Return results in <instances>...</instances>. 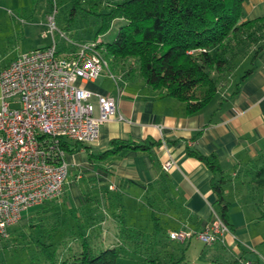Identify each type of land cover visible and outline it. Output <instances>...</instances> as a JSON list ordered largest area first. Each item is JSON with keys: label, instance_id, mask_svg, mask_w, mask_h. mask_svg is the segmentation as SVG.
<instances>
[{"label": "crops", "instance_id": "1", "mask_svg": "<svg viewBox=\"0 0 264 264\" xmlns=\"http://www.w3.org/2000/svg\"><path fill=\"white\" fill-rule=\"evenodd\" d=\"M260 16H264V0H245L242 19ZM257 46L256 42L240 44L241 51L223 68L222 86L195 112L187 111L183 101L152 88L128 70L112 72V76L102 72L95 80L83 83L95 93L112 96L117 111L100 126L95 142L84 146L68 142L65 184L70 188L64 187L62 199L56 197L35 205L38 208L29 214L26 226L37 216L35 212L43 210L45 219L55 214L58 220L53 227L58 228L50 233L53 242L66 233L63 230L59 235L62 228L71 226L67 210L87 204L91 209L84 212L86 221L79 216L74 221H84L86 230L99 224L113 240L127 244L135 235L121 238L109 229L116 224L114 210H125L123 196L141 203L146 195L142 203L153 218H158L156 213L171 214L170 231H200L219 213L221 204L213 190V183L219 181L229 230L221 240L205 244L199 252L207 258L204 264H228L231 260L236 264L239 260L241 264L244 260L248 264H264V225L260 227L258 216L264 199L261 203L255 199L258 195L264 198V47L255 52ZM112 140L159 143H151L147 149L127 146L114 150ZM68 147L75 150L68 151ZM196 153L214 161L216 166L210 168ZM76 155L78 159L74 158ZM167 160L171 164L164 169ZM100 209L105 216H100ZM108 219L112 220L111 226L106 225ZM191 239L182 241L187 243L186 250ZM105 242L108 247H116L111 240ZM157 242L161 251L156 258L163 254L168 264H173L180 248L170 251L168 242ZM181 257L178 264L185 261L183 252Z\"/></svg>", "mask_w": 264, "mask_h": 264}, {"label": "built area", "instance_id": "2", "mask_svg": "<svg viewBox=\"0 0 264 264\" xmlns=\"http://www.w3.org/2000/svg\"><path fill=\"white\" fill-rule=\"evenodd\" d=\"M55 13L54 7L43 32L51 36L49 44L18 53L0 66V239L24 210L64 191L68 142H95L100 126L117 111L112 96L83 85L95 80L107 65L101 39L72 41L57 29ZM56 34L67 41L64 49L58 47ZM170 164L167 160L163 168ZM228 230L214 214L202 230L179 228L169 238L182 242L196 235L212 244Z\"/></svg>", "mask_w": 264, "mask_h": 264}, {"label": "trees", "instance_id": "3", "mask_svg": "<svg viewBox=\"0 0 264 264\" xmlns=\"http://www.w3.org/2000/svg\"><path fill=\"white\" fill-rule=\"evenodd\" d=\"M112 1L98 14L101 24L94 37L106 33L114 20L120 21L110 40L100 38L103 56L116 60L131 58L129 70L135 66L146 84L183 101L189 112L199 110L216 94L217 80L211 76V70L219 72L228 67L233 55L241 51L243 41L258 43L255 52L264 47V16L243 20L245 0ZM110 143L116 150L127 146L147 149L149 144L159 142ZM67 150L73 151L75 147ZM92 155L89 152V157ZM196 155L210 168L216 166L209 158ZM213 190L221 204L217 215L227 225V206L219 181L213 183ZM74 218L71 220L75 225ZM58 233L61 235V230ZM60 240L61 237L56 238ZM118 255L116 247L94 252L84 234L79 251L68 253L53 264H119Z\"/></svg>", "mask_w": 264, "mask_h": 264}, {"label": "rangeland", "instance_id": "4", "mask_svg": "<svg viewBox=\"0 0 264 264\" xmlns=\"http://www.w3.org/2000/svg\"><path fill=\"white\" fill-rule=\"evenodd\" d=\"M112 2V0H0V65H5L18 53L43 47L51 42V36L49 34L44 35L43 32L47 28L45 25L47 15L54 7L56 8L54 21L57 29L64 31L72 41L82 43L94 39L101 24L98 14L106 10ZM119 22L118 19L114 20L106 33L96 37L103 41L110 40L115 35ZM55 37L60 49L61 46H67V41L64 38L58 34ZM106 61L107 65L102 72L107 75H109L107 72L112 74L115 71L128 70L140 76L135 66L129 70V66L132 64H130L131 58L123 57L116 60L109 57ZM221 71L224 72L220 73ZM221 71L211 70V76L217 80L218 86H222V82H224L225 69H221ZM78 157L76 155L74 158L78 159ZM67 188L69 189L70 186L67 185ZM63 194L64 192L59 195L60 199L63 198ZM258 197L255 199L261 203L264 198L259 195ZM122 199L125 203V210L124 208L121 211L114 210L116 212L114 217L116 224L109 229H112L121 238L124 235L126 237L131 234L135 235L131 242L120 244L118 239L113 240L109 237L105 229L99 228V224L95 229L86 230L84 228L85 222L81 219L86 221L84 212L90 211L91 207L82 204L77 210L72 208L67 210V216L71 218L79 216L81 218L79 222H75V225L71 222L70 225H73L66 226V229L62 228L61 232L64 230L66 233L61 236L60 242L56 241L55 238L52 243H58L51 244L53 238L50 233L57 230L58 227L53 226L58 217L54 214V216L45 219V216L41 215L44 211L41 210L35 212L37 216L32 219L33 223L29 221L30 225L26 226L29 214L38 208L34 205L24 210L22 219L20 218L21 221L10 226L8 235L0 239V264H53L68 253L79 251L84 234L87 235L88 242L94 252L108 247L105 240H111L119 252L117 256L119 264H168L169 261L163 254L156 258L161 251V245L157 242L160 239L164 240V243L168 242L170 251L172 248H180L174 255L175 261L180 259L182 252L185 260L182 264H204L207 261V258L199 254L206 245L196 235L191 236L189 250L185 249L187 243L169 238V233L173 231H170L173 228L170 219L171 214L156 213L158 218H153L142 203L143 200L147 199L146 195L140 200L141 203L133 202L134 198H130L128 195L123 196ZM131 201L132 204H129ZM137 206H139L138 210L135 209ZM99 213L100 216H105L101 209ZM258 216L260 227H262L264 225V208ZM157 221H161L160 224L158 223L159 225H156ZM111 224L112 220L108 219L106 225L111 226ZM191 231L195 232L194 230ZM114 233H111L112 237H115ZM241 262L247 264L245 260ZM228 264L236 263L231 260ZM239 264H241L240 260Z\"/></svg>", "mask_w": 264, "mask_h": 264}]
</instances>
